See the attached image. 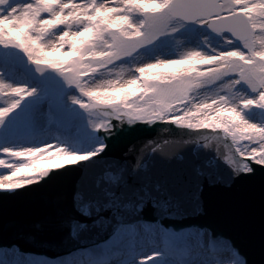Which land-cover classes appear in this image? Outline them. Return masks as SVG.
<instances>
[{
    "label": "snow or ice",
    "instance_id": "snow-or-ice-1",
    "mask_svg": "<svg viewBox=\"0 0 264 264\" xmlns=\"http://www.w3.org/2000/svg\"><path fill=\"white\" fill-rule=\"evenodd\" d=\"M181 43L188 50L177 55ZM5 49L16 56L0 57V129L30 121L42 138L38 147L0 148V191L81 173L60 226L69 230L63 244L87 246L49 258L13 244L0 247V264H253L218 227L163 221L208 216L207 189L259 180L264 191V126L244 115L264 110V0H0ZM85 116L111 142L125 126L158 122L196 130L187 135L204 142L163 170L159 141L120 156L103 140L70 150ZM212 139L224 143L215 153L224 168L204 151Z\"/></svg>",
    "mask_w": 264,
    "mask_h": 264
},
{
    "label": "water",
    "instance_id": "water-1",
    "mask_svg": "<svg viewBox=\"0 0 264 264\" xmlns=\"http://www.w3.org/2000/svg\"><path fill=\"white\" fill-rule=\"evenodd\" d=\"M143 127L144 124L130 126L129 131L122 133L117 141L111 143V154L120 156L133 145L140 149L148 141H159L156 146L159 154L155 161L156 166L162 170L171 169L176 168L181 160L194 154L204 142L201 140L196 144L193 143L194 137H181L169 131H148L142 129ZM100 134L101 137L98 135V139H103V133ZM110 139L103 141L109 142ZM185 140L188 143H182ZM210 148L211 150H204L210 154V165L226 167L222 157L215 155L217 148L221 152L226 151L224 144L212 139ZM147 155L150 158L148 163H152L151 157L154 153L148 152ZM69 167L79 168V164ZM56 171L64 173L65 169ZM81 175L68 173L47 184L40 181L38 185L32 184L16 190L15 194L0 191V241L51 255L83 246L74 241L63 244L62 237L69 230L60 226V213L70 209L68 191L81 179ZM204 200L210 208L208 216L190 214L174 219L179 221L195 219L206 222L201 224H214L233 236L241 251L247 254L253 264H261L264 260V191L259 180L238 183L231 192H226L222 188L207 189ZM104 215L107 216L108 213ZM29 235L34 236L35 241L29 242L27 239ZM41 244L43 246H40Z\"/></svg>",
    "mask_w": 264,
    "mask_h": 264
},
{
    "label": "rangeland",
    "instance_id": "rangeland-1",
    "mask_svg": "<svg viewBox=\"0 0 264 264\" xmlns=\"http://www.w3.org/2000/svg\"><path fill=\"white\" fill-rule=\"evenodd\" d=\"M179 39V37H178ZM203 40V38H202ZM188 49L185 48L184 44L181 43L179 45H175V51L177 55L180 53L187 51ZM10 56H16L15 51H9L7 49L0 51V57H4L7 59ZM174 58V57H173ZM19 59V57H17ZM151 62V61H149ZM127 78V77H126ZM59 79V78H58ZM30 85L33 83H39V81H33L29 80L27 81ZM196 95L203 96L202 91H198ZM31 99V98H30ZM19 111V109L17 110ZM245 118L250 119L251 121H254L253 123H257L258 125L264 126V110L256 109V110H247L245 113ZM87 116H85L78 124V127L76 131L73 134V140L71 143L67 144L66 147H68L70 150H85L91 143H93L96 140H103L98 139V132H94L91 128L87 125ZM55 125V122L53 126ZM13 134L14 137H16L18 134H22L25 136L24 139H16V141H13L12 143L9 142H2L6 138V134ZM38 133V135H36ZM36 135V136H35ZM53 135H58L57 133H53ZM42 138V136L39 134L38 130L34 128L31 122L25 121L23 125L20 126L18 130L14 129L13 131L9 132L8 129H0V148L2 147H13V148H22V147H38L39 143L38 141ZM49 143L55 146L56 141L49 140ZM71 145V146H70ZM43 147V145H40ZM6 169H0V173L6 174ZM8 242L0 243V247H8L12 245H7ZM187 258L189 259H196L195 253H191Z\"/></svg>",
    "mask_w": 264,
    "mask_h": 264
},
{
    "label": "bare ground",
    "instance_id": "bare-ground-1",
    "mask_svg": "<svg viewBox=\"0 0 264 264\" xmlns=\"http://www.w3.org/2000/svg\"><path fill=\"white\" fill-rule=\"evenodd\" d=\"M251 122H254V121H251ZM36 135H38V133H36ZM5 136H6V138L4 140H2L3 143L4 142L12 143L13 141H16V139H24L25 138V136L22 135V134H18L16 137H14L13 134H8L7 133ZM184 220H186V219H184ZM149 222H151L150 219H149ZM164 224L167 227H173V228H176V229L192 227V226H195V225H197V226H205V224H201V223H198V222H196V223H191V222L190 223H186V221H177L174 218L168 219V221H166V222L164 221Z\"/></svg>",
    "mask_w": 264,
    "mask_h": 264
}]
</instances>
